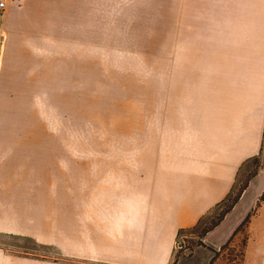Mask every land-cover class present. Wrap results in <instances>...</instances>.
I'll return each mask as SVG.
<instances>
[{"label":"crops","instance_id":"0c3cea01","mask_svg":"<svg viewBox=\"0 0 264 264\" xmlns=\"http://www.w3.org/2000/svg\"><path fill=\"white\" fill-rule=\"evenodd\" d=\"M121 42L160 44L159 152L147 163L98 165L91 176L104 228L96 243L107 246L98 258L171 264L178 231L222 202L252 158L264 159V0H6L0 200L23 211L26 172H39L40 103H56L57 45ZM263 193L264 166L206 246L177 264H208L253 212L251 249L264 237Z\"/></svg>","mask_w":264,"mask_h":264},{"label":"rangeland","instance_id":"374dc122","mask_svg":"<svg viewBox=\"0 0 264 264\" xmlns=\"http://www.w3.org/2000/svg\"><path fill=\"white\" fill-rule=\"evenodd\" d=\"M57 64L56 103H40V167L35 180L26 172L24 209L0 200V264H114L98 258L107 255V246L96 243L104 228L98 226L97 181L91 176L98 165L147 163L159 152V43L58 44ZM69 68L72 77L65 74ZM262 166V157L246 164L233 197ZM263 199L264 193L257 207ZM221 210L210 212L201 227ZM252 214L208 264H264V237L247 248ZM197 235L180 239L178 260L200 247L194 245Z\"/></svg>","mask_w":264,"mask_h":264},{"label":"trees","instance_id":"16d2710c","mask_svg":"<svg viewBox=\"0 0 264 264\" xmlns=\"http://www.w3.org/2000/svg\"><path fill=\"white\" fill-rule=\"evenodd\" d=\"M235 185H236V183H235ZM235 185L232 188V190L230 191V193L226 196V198L222 202H220L218 205H216L210 211V212H212L215 209L222 208L221 213L219 214L218 218L215 221L211 222L209 226L202 228L201 227L202 226V223H203L205 217L210 213L209 212L206 216H204L203 218H201L195 226H193L191 228L180 229L178 231V234H177L176 245L180 243V239L183 236H186L187 233H198V235H197V241L195 242L194 245L195 246H205V244L203 243V238L205 237V235L208 232L212 231L216 226H218L219 223L224 219L225 215L232 210V208L237 203V201L239 200L242 192L245 190V188L247 186V184L244 185L239 190V192L237 194H235V196L233 197L232 195L234 193ZM248 218L249 217H246V219L243 221V223L247 222ZM180 248L181 249H179V250H182V246ZM178 253H180V251H175L174 250L173 259H172L171 264H176V262H177V260L179 258V254Z\"/></svg>","mask_w":264,"mask_h":264},{"label":"built area","instance_id":"2783aa9c","mask_svg":"<svg viewBox=\"0 0 264 264\" xmlns=\"http://www.w3.org/2000/svg\"><path fill=\"white\" fill-rule=\"evenodd\" d=\"M6 5V0H0V10L4 9Z\"/></svg>","mask_w":264,"mask_h":264}]
</instances>
